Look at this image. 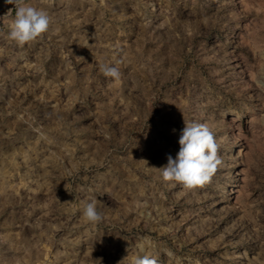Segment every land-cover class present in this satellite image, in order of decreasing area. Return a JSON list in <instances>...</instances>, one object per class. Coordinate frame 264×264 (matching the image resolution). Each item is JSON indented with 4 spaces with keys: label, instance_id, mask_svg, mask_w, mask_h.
Masks as SVG:
<instances>
[{
    "label": "rangeland",
    "instance_id": "1",
    "mask_svg": "<svg viewBox=\"0 0 264 264\" xmlns=\"http://www.w3.org/2000/svg\"><path fill=\"white\" fill-rule=\"evenodd\" d=\"M27 3L54 23L0 37V264H264V0ZM184 121L223 159L191 190L157 170Z\"/></svg>",
    "mask_w": 264,
    "mask_h": 264
},
{
    "label": "clouds",
    "instance_id": "2",
    "mask_svg": "<svg viewBox=\"0 0 264 264\" xmlns=\"http://www.w3.org/2000/svg\"><path fill=\"white\" fill-rule=\"evenodd\" d=\"M13 5L15 15L11 19L9 31L0 33L6 41L13 42L19 47L31 44L41 39L52 30L53 17L42 8L33 7L27 0H5ZM12 9H9L10 13ZM116 64L100 63L99 70L106 76L119 81L121 71ZM179 138V151L176 157H167V164L157 168L163 180L175 181L185 189H195L210 183L218 168L223 165V159L218 155L219 144L212 128L207 123L184 121ZM175 131V130H173ZM147 162V161H146ZM83 217L92 224L102 222L103 214L97 210L96 200L85 202ZM143 252V245H138ZM133 264H157V260L150 255H136Z\"/></svg>",
    "mask_w": 264,
    "mask_h": 264
},
{
    "label": "bare ground",
    "instance_id": "3",
    "mask_svg": "<svg viewBox=\"0 0 264 264\" xmlns=\"http://www.w3.org/2000/svg\"><path fill=\"white\" fill-rule=\"evenodd\" d=\"M3 177H4V176H3ZM5 178H6V177H5ZM6 180H7V178H6ZM31 180H32V179H31ZM35 180H36V179H35ZM3 182H4V181H3ZM3 182H2V183H3ZM5 182H6V181H5ZM21 182H22V181H21ZM2 183H1V185H3ZM23 183H24V182H23ZM4 184H6V183H4ZM7 184H9V183H7ZM9 186H10V185H9ZM9 186H7V187H9ZM4 188H5V187H4ZM8 189H10V188H8ZM2 191H3V190H2ZM14 191H16V188H15ZM4 192H5V191H4ZM4 192H2V193H4ZM10 192H11V191H10ZM5 193H6V192H5ZM13 193H14V192H13ZM3 198H4V197H3ZM74 239H75V238H74ZM43 248H44V247H43ZM54 248H55V247H54ZM51 251H52V250H51ZM43 252H44V251H43ZM56 253H58V248L54 249L53 252H52V254L54 255V257L57 255ZM43 255H44V254H43ZM45 255L47 256V253H46V252H45ZM59 255H60V254H59ZM57 256H58V255H57ZM22 258H23V257H22ZM57 258H58V257H57ZM69 258H70V257H69ZM71 258H72V257H71ZM38 259H39V261H40V258H38ZM38 259H37V260H38ZM54 259H55V258H54ZM34 260H35V259H34ZM53 261H55V260H53ZM53 261H52V263H53ZM57 261H58V260H56V262H57ZM65 261H66V260H65ZM36 262H37V261H36ZM36 262H35V263H36ZM21 263H22V262H21ZM27 263H31V261H30V262L28 261ZM41 263H42V262H41ZM48 263H49V262H48ZM42 264H43V263H42ZM44 264H45V261H44ZM63 264H64V263H63Z\"/></svg>",
    "mask_w": 264,
    "mask_h": 264
}]
</instances>
